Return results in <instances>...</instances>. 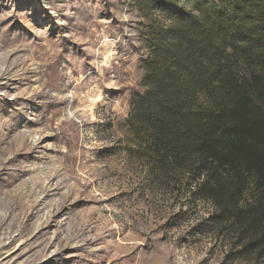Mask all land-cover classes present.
Listing matches in <instances>:
<instances>
[{
	"label": "rangeland",
	"instance_id": "rangeland-1",
	"mask_svg": "<svg viewBox=\"0 0 264 264\" xmlns=\"http://www.w3.org/2000/svg\"><path fill=\"white\" fill-rule=\"evenodd\" d=\"M135 1L0 0V264H264L134 152L146 26L163 21Z\"/></svg>",
	"mask_w": 264,
	"mask_h": 264
},
{
	"label": "trees",
	"instance_id": "trees-1",
	"mask_svg": "<svg viewBox=\"0 0 264 264\" xmlns=\"http://www.w3.org/2000/svg\"><path fill=\"white\" fill-rule=\"evenodd\" d=\"M135 3L163 16L126 120L135 154L156 181L183 176L264 258V0Z\"/></svg>",
	"mask_w": 264,
	"mask_h": 264
}]
</instances>
